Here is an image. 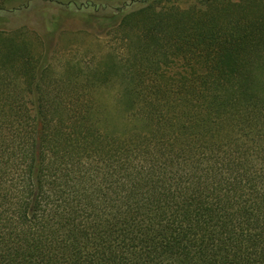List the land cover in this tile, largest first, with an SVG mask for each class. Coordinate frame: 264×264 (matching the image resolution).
I'll return each mask as SVG.
<instances>
[{
  "label": "trees",
  "instance_id": "trees-1",
  "mask_svg": "<svg viewBox=\"0 0 264 264\" xmlns=\"http://www.w3.org/2000/svg\"><path fill=\"white\" fill-rule=\"evenodd\" d=\"M40 1L122 53L0 27V264H264V0Z\"/></svg>",
  "mask_w": 264,
  "mask_h": 264
},
{
  "label": "rangeland",
  "instance_id": "rangeland-1",
  "mask_svg": "<svg viewBox=\"0 0 264 264\" xmlns=\"http://www.w3.org/2000/svg\"><path fill=\"white\" fill-rule=\"evenodd\" d=\"M116 1V0H111ZM184 2V1H183ZM57 7L45 4L40 0H33L25 11L14 10V16L3 11L0 15V27H11L26 23L38 35L34 41L42 62H51L55 69H59L66 59H79L86 61L95 54L108 50L122 53L121 45L115 40L116 36L107 27L95 20L88 21L70 18L67 10H62L61 19L56 27L49 24L47 14H58ZM88 14V13H87ZM84 14V15H87ZM119 21V15L110 17L107 23L114 24ZM98 57V56H97Z\"/></svg>",
  "mask_w": 264,
  "mask_h": 264
}]
</instances>
